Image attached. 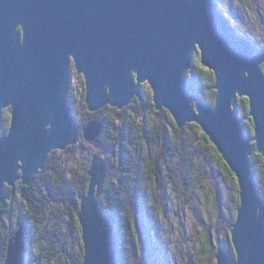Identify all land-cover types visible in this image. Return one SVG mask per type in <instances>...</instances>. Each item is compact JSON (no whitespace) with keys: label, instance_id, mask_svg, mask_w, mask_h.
<instances>
[{"label":"water","instance_id":"obj_1","mask_svg":"<svg viewBox=\"0 0 264 264\" xmlns=\"http://www.w3.org/2000/svg\"><path fill=\"white\" fill-rule=\"evenodd\" d=\"M197 53L215 76L214 105L199 100L187 78ZM72 64L85 80L91 113L126 109L149 83L157 111L167 110L179 129L190 123L201 128L240 191L231 231L235 256L220 244L217 264H264V200L250 159L254 149L264 159V52L216 0H0V122L11 109L10 128L0 137V204L6 187L32 186L52 152L78 142ZM243 97L252 137L237 108ZM104 126L90 121L84 139L101 148ZM88 175L78 214L83 264H119L116 218L106 216L98 200L106 160L96 154ZM135 223L146 255L144 220ZM26 229L21 223L9 240L4 264H27Z\"/></svg>","mask_w":264,"mask_h":264},{"label":"trees","instance_id":"obj_2","mask_svg":"<svg viewBox=\"0 0 264 264\" xmlns=\"http://www.w3.org/2000/svg\"><path fill=\"white\" fill-rule=\"evenodd\" d=\"M257 1L252 0V4L245 1L243 7L231 2L226 15L232 20L233 25L240 26L243 21L250 19V12L253 9L256 10L253 5H257ZM260 5L262 4L258 3L259 7ZM257 12L259 13L260 10L257 9ZM260 26L262 28L259 33L261 37H256L255 45L260 48L261 52H264V20ZM188 81L197 89L199 100L206 101L211 105L215 104L217 93L214 91L215 76L212 72L197 65L188 74ZM69 96L70 105L75 112L78 98L72 88H70ZM84 99L85 93L80 104L88 117L85 120L76 119L80 129L79 141L83 139L82 129L89 121L100 120L105 124L100 137L101 150L94 153L103 157L107 162V176L98 200L105 215L112 214L116 218L119 264H146L149 256L146 257L143 253V244L136 228L135 219L137 217L145 218L147 214L151 216V213H155V211L163 212L165 206L163 198L167 194L169 186V181L165 180L164 175L158 169L153 168L152 157L157 156V152L161 151L162 154H158L157 160L162 159L163 165L169 171L174 165V160L178 159L180 154L184 155L182 156L184 165H189L190 168L196 167L198 153L193 152L197 144L196 134L192 131H181L175 123L167 119L165 111H156L152 100H135L130 107L122 111L107 107L105 110L110 114L105 115L103 111L88 112ZM239 103L243 113L246 114L249 111L248 105L245 104L247 102L240 100ZM191 128L198 129V126L195 124L190 126ZM201 140L207 144L210 143L205 134L202 135ZM68 150L76 151L75 147H70ZM220 161L227 169V173L233 176L234 174L222 157ZM89 169L86 167L84 173L75 171L68 175L67 170L57 157V153L52 152L44 170L39 173L32 186L26 187L19 182L18 190L26 205L25 209L17 213L14 207L15 192L6 187V201L0 204V264L5 263L9 240L21 223L26 224L27 242L31 243L32 226L45 225L48 217L54 212L53 208L57 207L58 209L60 205L65 206L64 211L69 219L70 227L66 235L67 241H70L72 229L81 228L78 214L81 199L87 194L89 188ZM150 170L153 171L152 174L149 173ZM258 189L264 200V166L262 177L258 180ZM237 200L238 210L240 206L238 187ZM149 202L152 207L149 206ZM15 219L16 225H11L10 222ZM227 220L230 221L229 230L232 231L236 220L235 214L232 220L228 218ZM146 233L149 238L147 226ZM59 237L60 235L57 236L58 239ZM223 245L234 257L231 241L223 243ZM65 252H68L67 249ZM82 252L84 254V250ZM80 264H83V259Z\"/></svg>","mask_w":264,"mask_h":264},{"label":"rangeland","instance_id":"obj_3","mask_svg":"<svg viewBox=\"0 0 264 264\" xmlns=\"http://www.w3.org/2000/svg\"><path fill=\"white\" fill-rule=\"evenodd\" d=\"M245 1L252 4V0H216L225 14H227L231 2L243 7ZM256 3L257 5H253L256 10H251L250 19L243 21L240 26L234 25L242 35L247 36L254 43L257 41L256 37H261L259 34L262 29L260 23L264 20V0H258ZM258 3L262 4L261 8ZM257 9L260 10L259 13ZM258 53H262L260 48H258ZM197 65H201L198 53L195 55L194 65L188 74ZM202 67L207 70L204 66ZM71 69L69 87L73 89L78 98L74 116L76 119L85 120L88 116L80 104L85 93V80L83 76L78 75L73 64ZM142 87L144 89L142 97L135 100L153 101V91L149 83L142 84ZM240 100L246 101L245 104L248 105L247 98H239V102ZM239 104L237 108L240 115L244 117L243 127L248 137H252L254 136L252 118L249 116V111L246 114L243 113ZM105 109L101 111L105 115L110 114ZM161 111H165L167 119L175 123L167 110ZM0 124V137H2L8 133L10 128V108L4 110ZM193 125L195 124L190 123L180 130L192 131L196 134L197 144L193 149L194 153H198L196 167L190 168L189 165H184V161H182L184 155L180 154L179 158L174 160V165L169 171L163 165L162 159L157 160L158 154H162L161 151L157 152V156L152 157L153 168L158 169L164 175L165 180L169 181V186L167 194L163 198V202H165L163 212L155 211V213H151V216L147 214L145 218L140 217L144 220L145 227L147 226L149 231V238L146 233L148 255L145 256H149L146 264H217L218 246L231 241L230 221L228 222L227 218L232 220L234 214L237 216L238 181L235 175L231 176L227 173V169L220 161L221 155L215 146L211 142L207 144L201 140L204 134L201 128L198 126V129H190V126ZM73 147L76 149L75 152L68 149L54 151L68 175L75 171L84 173L86 167H91L92 158L96 155L94 153L101 150L97 144L87 142L84 137L81 141L78 140ZM259 158L261 160H258ZM250 159L258 182L263 174L264 159L255 150ZM149 173L152 174L153 171L150 170ZM18 184L14 191L16 213L25 209L26 205L18 190ZM151 205L149 202L150 207H152ZM64 209L65 206L61 205L58 206V209L57 207L53 208L54 212L48 217L45 225L32 226V242H27L26 245L27 264H80L83 259L82 255H84L82 252L84 250L82 229H72L70 241H67L66 232L70 225ZM10 223L16 225V219ZM65 249H67V253Z\"/></svg>","mask_w":264,"mask_h":264}]
</instances>
